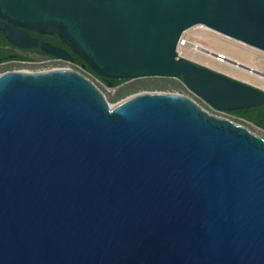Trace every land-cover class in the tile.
I'll use <instances>...</instances> for the list:
<instances>
[{
    "label": "water",
    "instance_id": "1",
    "mask_svg": "<svg viewBox=\"0 0 264 264\" xmlns=\"http://www.w3.org/2000/svg\"><path fill=\"white\" fill-rule=\"evenodd\" d=\"M195 25L264 51V0H0L19 48L72 60L30 34L55 33L100 77L180 78L226 112L264 104L178 55ZM0 264H264V138L184 94L109 104L71 68L3 71Z\"/></svg>",
    "mask_w": 264,
    "mask_h": 264
},
{
    "label": "rangeland",
    "instance_id": "2",
    "mask_svg": "<svg viewBox=\"0 0 264 264\" xmlns=\"http://www.w3.org/2000/svg\"><path fill=\"white\" fill-rule=\"evenodd\" d=\"M205 28L206 29H204V31L210 35H204L198 38L195 32L199 30L203 31V28L199 27V25H195L193 27H190L188 30H186L187 32L185 31L186 36L189 39H195V40L199 39V41L203 45L211 48L216 54H226L231 57L245 61L249 64H253V55L250 54L247 49H253L259 52L261 51L260 49H256L240 41L226 37L225 35L218 33L212 29H209L207 27ZM211 34L216 35L217 37H221L222 39L219 40L214 36H212ZM223 39H228L229 41L240 44L243 47L242 48L235 47L233 46V44L231 43L229 44L227 40H223ZM261 52L264 53V51ZM179 55L187 59L193 60L198 64L207 66L216 71L224 73L230 77L244 81L248 84L259 87L264 90L263 78H260L255 74L248 73L246 70L239 67H235L228 62H222V61L219 62L216 61L210 55H206L201 52H193L192 50H187L184 48L180 50ZM33 60H35L36 62L29 64H22L18 62L1 63L0 73L6 70L38 71L43 69H50L53 67H66V65H68L66 62L50 56H38L35 57ZM260 62L264 67V59L260 60ZM68 66L69 68L74 69L84 74L88 78H90L104 94L109 104H115L120 100L126 98L127 96H130L132 94L141 91H160V92L180 93L194 99L208 112L218 116L229 118L238 124L246 126L250 131L264 138V130L254 125L253 123L241 119L239 117H235L233 114L229 112L216 110L214 108H211L210 106H206L205 104H203L198 98L195 97V95L185 86V84L179 78L162 77V76L136 77V78L125 79L124 81H122L121 83H119L114 87H108L101 80L96 78L94 75L83 71L79 66L72 64H69Z\"/></svg>",
    "mask_w": 264,
    "mask_h": 264
},
{
    "label": "trees",
    "instance_id": "3",
    "mask_svg": "<svg viewBox=\"0 0 264 264\" xmlns=\"http://www.w3.org/2000/svg\"><path fill=\"white\" fill-rule=\"evenodd\" d=\"M30 34L37 36L38 38L45 40L53 45L61 46L68 50L72 55L71 62L79 66L83 71L94 75L96 78L101 80L106 86L114 87L124 81V79H106L96 75L86 63L82 61L76 54L70 51V49L59 39V37L53 34H41L36 32H30ZM38 56H50L51 54L44 53L37 47L30 48H19L11 43H9L0 32V64L5 62H16L19 60H33ZM180 79V78H179ZM181 80V79H180ZM182 81V80H181ZM196 97V96H195ZM198 98V97H196ZM203 104L209 106L200 98H198ZM229 113L233 114L235 117H239L246 121L253 123L258 127L263 126V114H264V104L249 108H242L239 110H232Z\"/></svg>",
    "mask_w": 264,
    "mask_h": 264
},
{
    "label": "bare ground",
    "instance_id": "4",
    "mask_svg": "<svg viewBox=\"0 0 264 264\" xmlns=\"http://www.w3.org/2000/svg\"><path fill=\"white\" fill-rule=\"evenodd\" d=\"M199 27L203 28V31L202 30H199V31H196L195 32V34H196V36L198 38H200V36L210 35V34H207V32L204 31V29H206L204 26L199 25ZM186 32L184 33L185 35H186ZM212 36H214L215 38H217L219 40L222 39L221 37H217L216 35H212ZM226 37H228V36H226ZM223 40H227V42L229 44L231 43L235 47H239V48H242L243 47L242 45L237 44V43H234L232 41H229L228 39H223ZM183 48L184 49H187V50H192L193 52H201L203 54L210 55L216 61H219V62L220 61H222V62H228V63H230L231 65H233L235 67L242 68V69L246 70L248 73L255 74V75L259 76L260 78H263L264 79V67L262 66V64L260 62V60H263L264 59V53L261 52V51L259 52V51H255L253 49H247L248 52L253 55V64H249V63H247L245 61H242L240 59L231 57V56L226 55V54H222V56H223L222 59L221 58H218L217 57L218 55L216 53L214 55H212V52H214V51L211 48L203 45L199 41V39L198 40L197 39L195 40V39H189L188 38V41L183 46Z\"/></svg>",
    "mask_w": 264,
    "mask_h": 264
},
{
    "label": "built area",
    "instance_id": "5",
    "mask_svg": "<svg viewBox=\"0 0 264 264\" xmlns=\"http://www.w3.org/2000/svg\"><path fill=\"white\" fill-rule=\"evenodd\" d=\"M201 26H204V25H201ZM204 27H206V26H204ZM185 33V32H184ZM182 34L181 36H180V38H179V40H178V43H177V47H176V50H177V53H178V55H179V53H180V50L181 49H183V46L186 44V42L188 41V38H187V36L185 35V34ZM214 54H215V52H214ZM218 56V58H223V56H222V54H217ZM54 57V56H53ZM54 58H56V59H60V60H62V61H64V62H66L68 65L69 64H72V65H76V64H74V63H72L71 62V60H67V59H63V58H58V57H54ZM16 62H18V63H22V64H29V63H33V62H36L35 60H19V61H16ZM68 65H66V67H53V68H69V66ZM77 66V65H76ZM51 69V68H50ZM43 70H45V69H43ZM211 107V106H210ZM212 108V107H211Z\"/></svg>",
    "mask_w": 264,
    "mask_h": 264
},
{
    "label": "flooded vegetation",
    "instance_id": "6",
    "mask_svg": "<svg viewBox=\"0 0 264 264\" xmlns=\"http://www.w3.org/2000/svg\"><path fill=\"white\" fill-rule=\"evenodd\" d=\"M263 115H264V114H263ZM260 128L264 130V121H263V126H262V127H260Z\"/></svg>",
    "mask_w": 264,
    "mask_h": 264
}]
</instances>
